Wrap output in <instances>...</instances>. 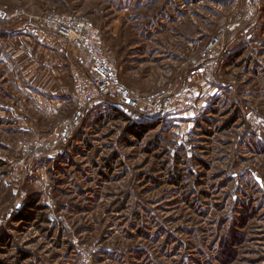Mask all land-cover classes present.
I'll use <instances>...</instances> for the list:
<instances>
[{
    "label": "rangeland",
    "instance_id": "obj_1",
    "mask_svg": "<svg viewBox=\"0 0 264 264\" xmlns=\"http://www.w3.org/2000/svg\"><path fill=\"white\" fill-rule=\"evenodd\" d=\"M0 7L88 17L125 86L152 95L191 78L169 102L204 105L172 118L128 111L126 122L101 103L68 146L27 159L20 142L73 119L74 76L91 73L55 34L0 23V264H264V0L250 18L247 0ZM219 35L208 82L191 61ZM29 201L43 207L37 219L14 222Z\"/></svg>",
    "mask_w": 264,
    "mask_h": 264
},
{
    "label": "built area",
    "instance_id": "obj_2",
    "mask_svg": "<svg viewBox=\"0 0 264 264\" xmlns=\"http://www.w3.org/2000/svg\"><path fill=\"white\" fill-rule=\"evenodd\" d=\"M255 0H247L248 18L254 11ZM22 22L28 27L32 26L37 31H47L55 34L70 47L84 55V65L90 70V76L75 74L77 97L82 103L81 111L73 118L64 120L50 134L25 139L20 142L21 151L25 158L37 160L43 153L58 151L68 146L72 138L73 129L80 122L86 110L97 104L113 103L117 108L128 111H143L149 115L172 118L176 114L193 112L202 114V102L186 99L178 104L169 102L176 91L186 89L192 79L183 81L175 90H162L157 94L143 95L125 86L117 69L109 63L102 33L94 23L85 16L76 14L52 13L41 17L30 16L22 10L12 12L3 11L0 7V23L13 24ZM225 30H222V34ZM224 36V35H223ZM223 36L211 39L204 47L199 59L192 60L194 70L203 73L208 82L213 81V63L219 58V49ZM20 205L19 208H21Z\"/></svg>",
    "mask_w": 264,
    "mask_h": 264
},
{
    "label": "trees",
    "instance_id": "obj_3",
    "mask_svg": "<svg viewBox=\"0 0 264 264\" xmlns=\"http://www.w3.org/2000/svg\"><path fill=\"white\" fill-rule=\"evenodd\" d=\"M60 14H76V13H60ZM23 25L24 24L22 22L16 23V26L14 27V29L20 30V29H22ZM104 47H105V44H104ZM104 103L106 104V102H104ZM122 111L119 110V112H121V113H119L118 111H117V113H114L115 117H117L118 119H121L123 121H126V122L131 121V119L125 115L127 113L126 112L122 113ZM132 128H133L132 129L133 134H136L137 137H140L141 134H140V131H138L139 123L135 122L134 126ZM42 210H43L42 206H37L34 201H29L23 207V209L14 217V222L26 223V224L31 223L32 221L34 222L38 217V215H37L38 212L42 211Z\"/></svg>",
    "mask_w": 264,
    "mask_h": 264
}]
</instances>
